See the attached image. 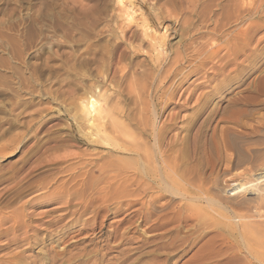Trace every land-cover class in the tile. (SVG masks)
<instances>
[{"label": "rangeland", "instance_id": "1", "mask_svg": "<svg viewBox=\"0 0 264 264\" xmlns=\"http://www.w3.org/2000/svg\"><path fill=\"white\" fill-rule=\"evenodd\" d=\"M138 1L156 65L117 0H0V264H264V0Z\"/></svg>", "mask_w": 264, "mask_h": 264}, {"label": "bare ground", "instance_id": "2", "mask_svg": "<svg viewBox=\"0 0 264 264\" xmlns=\"http://www.w3.org/2000/svg\"><path fill=\"white\" fill-rule=\"evenodd\" d=\"M124 1V0H123ZM147 1H149V0H147ZM131 3H132V1H131ZM131 3L129 2L128 4H123L122 3V0H117V4H120V6L121 5H123V6H126V7H124V8H122V7H120L119 8V18L122 20L121 21V24L118 26V29L120 30V32L123 34V35H125L126 36V34H128L129 33V29H130V27H134L135 26V28H138L140 31H141V33L139 34L138 33V31H136V32H133V33H131V35L129 36V39L128 40H130L131 39V41L132 42H134L135 43V41H139L140 43L137 45V46H132L131 44H133V43H131L130 45H131V47L130 48H132V50H133V53L135 54L136 52H142L141 51V46H142V44L143 43H145L144 41H146L147 42V46L149 47V51H151V52H149V53H147L149 56V59H150V61H152L154 64H155V61H156V64H157V62L159 61V59H160V57H161V54H160V52H162V50H163V46L165 47V45H164V37L163 38H158L157 37V35H156V30H154L153 29V27H151L147 22L149 21L147 18H146V21L145 20H139V18L137 19L138 21L136 22V19H134V8H132V5H131ZM135 6V5H134ZM138 6H139V8L140 9H142V8H144V6H145V3H144V1H141V0H139L138 1ZM158 7V6H157ZM152 9V8H151ZM153 10V9H152ZM137 12V11H136ZM154 12L156 13V10H154ZM96 14V13H95ZM137 14V13H136ZM142 15V14H141ZM155 16V19H156V21H159L161 18H159L158 17V14H155L154 15ZM140 17V16H139ZM142 17V16H141ZM148 20V21H147ZM151 20V19H150ZM163 22V21H162ZM185 22V21H184ZM115 27V26H114ZM173 28V27H172ZM215 28V27H214ZM126 31H128V32H126ZM139 31V32H140ZM165 33L167 34V29L165 28ZM139 35V36H138ZM124 36V37H125ZM249 41H250V39H249ZM187 42V41H186ZM195 42V41H194ZM184 43V42H183ZM203 44V43H202ZM201 44V45H202ZM208 44V43H207ZM237 44V43H236ZM205 45H206V43H204L202 46H204L205 47ZM209 45V44H208ZM202 46H201V50H198V51H196V52H194V55H197V56H201V55H203L204 54V52H203V50H202ZM212 46V45H211ZM237 46V45H236ZM185 47V52L186 51H189V52H191L192 51V49H193V47H192V45L191 44H188V45H185L184 46ZM209 47V46H208ZM210 48V47H209ZM235 48V47H234ZM197 49V48H196ZM182 50H183V48H182ZM212 50V49H211ZM206 51V50H205ZM143 52H144V50H143ZM151 53L153 54L152 56H151ZM154 53H156V56L154 55ZM175 53V52H174ZM217 53H218V50L216 49V51L214 50H212V51H210V55L208 56V57H206V58H209V59H213V57H215L216 55H217ZM176 54V53H175ZM253 54V53H252ZM142 55V54H141ZM177 55V54H176ZM184 56V55H183ZM183 56H181V55H177L176 56V65H178V64H180V63H182V62H184L187 58H185V57H183ZM206 58H203V60L204 59H206ZM146 59V58H145ZM149 61V62H150ZM172 62H173V60H172ZM172 62H170L171 63V65H172ZM186 62V61H185ZM203 62V61H202ZM155 64V65H156ZM160 64V63H159ZM158 64V65H159ZM174 64V63H173ZM186 65V64H185ZM200 65L201 66H199V67H197L198 69L199 68H201L202 67V65H205V64H202V63H200ZM189 66H191V65H189ZM188 66V67H189ZM250 69H252L253 68V66L254 65H252L251 63H250ZM248 66V67H249ZM171 68V67H170ZM143 71V70H142ZM224 69H223V67L217 72V74H216V76H218V75H221V74H223L224 72ZM237 71V70H236ZM174 73L175 74H177V75H180V74H182L183 73V71H182V69L180 68V67H177L176 66V69H175V71H174ZM192 72H190L189 74H184L183 76V78L184 79H187V77H189L190 76V74H191ZM228 73V72H227ZM202 74V73H201ZM145 77V76H144ZM239 77V76H238ZM144 80V79H143ZM140 82V81H139ZM207 83H210L209 81H205L204 83H201V84H199L198 85V87L199 88H205V85L207 84ZM143 84H144V82H143ZM225 82L224 81H219L218 82V84H215V86H214V89H213V93L211 94L212 95V97H215V98H218V97H221L222 96V93L221 92H223V90L226 88L225 87ZM227 84V83H226ZM142 85V84H141ZM145 85V84H144ZM143 86V85H142ZM227 86V85H226ZM146 87V86H145ZM256 87V86H255ZM144 88V87H143ZM131 89V88H130ZM175 89H177V88H175ZM139 90H140V88H139ZM174 89L172 88V90H171V92L173 91ZM249 90H250V94H253L254 92H255V88L254 87H251V89L249 88ZM257 92V91H256ZM259 94H261V95H263L264 96V78H263V80H261L260 81V85H259V92H258ZM87 94V93H86ZM140 94V93H139ZM110 95V94H109ZM255 96V95H254ZM139 97V96H138ZM252 98V97H251ZM85 100H87V99H85ZM198 100V99H197ZM200 102V101H199ZM201 102H203V100L201 101ZM82 103V102H81ZM234 103H236V101H234L233 102V105H234ZM120 104V103H119ZM141 104V103H140ZM209 105H210V99H206L201 105H199V112L200 113H204V112H206L207 111V109H208V107H209ZM148 108V107H147ZM210 109V108H209ZM82 111H80L81 113H83L82 115H84V118H86L87 120H86V122H88V124H90L92 127H94V131H91V130H89V131H91V132H88V133H84L85 134V138L87 137L88 138V140H90L91 141V143L92 142H97L98 140H99V138H101L102 136H100L99 137V131L97 130V129H99V120H100V118L102 117L101 116V114L104 116V114L102 113V111L103 110H101V109H99V103H98V101H96L95 99H89L86 103H83L82 104V109H81ZM112 113V112H111ZM212 113H213V111H212ZM234 113H237V111H234ZM225 114V113H224ZM221 115V114H220ZM219 115V116H220ZM129 118H131V117H129ZM221 118V117H220ZM81 121V120H80ZM101 121V120H100ZM115 121V120H114ZM139 121V120H138ZM106 122V121H105ZM104 122V123H105ZM82 123V122H81ZM101 123V122H100ZM113 123V122H112ZM97 124H98V126H97ZM102 124V123H101ZM122 124H123V121H122ZM140 124V123H139ZM138 124V125H139ZM107 125V124H106ZM111 125H113V124H111ZM117 125V124H116ZM204 125V124H203ZM88 126V125H87ZM118 126H120V125H118ZM118 126H117V128H118ZM103 127H104V124H103ZM101 128V127H100ZM113 128H115V127H113ZM152 129V128H151ZM92 130H93V128H92ZM101 133V132H100ZM105 133V131L103 132V134ZM154 135V134H153ZM151 138V137H150ZM155 138V137H154ZM98 143V142H97ZM234 143V142H233ZM225 145V144H224ZM51 148V147H50ZM49 149V148H48ZM51 150V149H50ZM52 152V151H51ZM85 153V152H84ZM43 154V153H42ZM135 154V153H134ZM44 158V157H43ZM55 158V157H54ZM97 158V157H96ZM157 159V158H156ZM106 160V159H105ZM163 163L165 162V159H163L162 158V160H161ZM156 162L158 163V162H160L158 159L155 161V164H156ZM101 164V163H100ZM167 164V163H166ZM58 165V164H57ZM103 165H105V163L103 164ZM107 165V164H106ZM168 165V164H167ZM170 165V164H169ZM38 166V165H37ZM82 166V164L81 165H79V167H81ZM71 167V166H70ZM75 167V166H74ZM84 167V166H83ZM86 167V166H85ZM171 167V166H170ZM96 168V167H95ZM70 169V168H69ZM136 169H138V168H136ZM105 170V169H104ZM177 170V169H176ZM101 171V170H100ZM103 172V171H102ZM66 173V172H65ZM54 174V173H53ZM75 174V173H74ZM251 174V173H250ZM168 175V174H167ZM170 175V174H169ZM261 178H262V180H261ZM171 179V178H170ZM244 179V178H243ZM65 181V180H64ZM67 181V180H66ZM77 182V181H76ZM121 182V181H120ZM261 182H264V175H262V177H260V179H258V181H257V183H261ZM87 190V189H86ZM98 191V190H97ZM259 191V190H258ZM53 192V191H52ZM64 193V192H63ZM93 193V192H92ZM96 193V192H95ZM59 194V193H58ZM56 195V194H55ZM69 197V196H68ZM12 198V197H11ZM10 198V199H11ZM254 202V201H253ZM255 203V202H254ZM24 204V203H23ZM85 204V203H84ZM255 204H257V201H256V203ZM257 207H256V210L259 212V211H261V209H263L264 210V197L262 198V199H259V201H258V204L256 205ZM250 210V209H249ZM255 210V211H256ZM263 217H264V215H262ZM261 216V217H262ZM261 217H259V218H261ZM247 218H251L250 216L249 217H247V216H242V217H240L238 220H237V218H235L234 220H235V222H236V224H237V221H241V220H245V219H247ZM234 220H232V221H234ZM234 222V223H235ZM238 223H240V222H238ZM21 224V223H20ZM29 225V224H28ZM241 225V224H240ZM1 226V225H0ZM242 228L244 229V231H241L242 232V234H241V237L242 238H244L245 239V241H246V239H247V237H249V236H251V234H249V233H247L248 231H246V225H242ZM249 246V245H248ZM248 248H250V250L252 251V252H256L255 251V249H253L252 248V246L250 245ZM259 254V253H258ZM252 257V256H251Z\"/></svg>", "mask_w": 264, "mask_h": 264}]
</instances>
